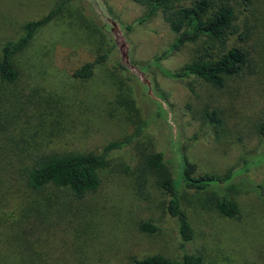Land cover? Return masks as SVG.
Wrapping results in <instances>:
<instances>
[{"label": "rangeland", "instance_id": "rangeland-1", "mask_svg": "<svg viewBox=\"0 0 264 264\" xmlns=\"http://www.w3.org/2000/svg\"><path fill=\"white\" fill-rule=\"evenodd\" d=\"M60 1L0 0V44L16 39L27 21L45 16ZM146 10L131 0L69 1L17 58L22 80L8 103L13 117L9 137L54 141L48 148L55 145L63 153H97L146 123L135 140L140 142L115 152L110 166L99 171L96 193L55 206L79 222L73 236L79 245L70 257L75 262L129 264L133 257L152 255L181 259L175 222L166 214L167 195L141 162L143 153L156 151L172 162L180 151L196 165L197 175L233 172L228 184L182 192L194 231L186 251L210 264H264V0H253L252 12L238 23L242 29L247 18L251 27L244 44L251 69L228 79L221 90L202 83L190 90L165 75L191 62L200 43L173 49L176 35L159 13L147 18ZM120 46L127 49L126 63ZM101 55L107 59L89 79L72 76ZM205 111L215 112L221 123L210 124ZM220 195L236 203L239 218L216 211ZM142 221L160 231L140 232ZM51 235L54 254L64 252L67 246L59 237L68 234Z\"/></svg>", "mask_w": 264, "mask_h": 264}, {"label": "trees", "instance_id": "trees-1", "mask_svg": "<svg viewBox=\"0 0 264 264\" xmlns=\"http://www.w3.org/2000/svg\"><path fill=\"white\" fill-rule=\"evenodd\" d=\"M69 1L61 0L45 16L27 21L16 39L0 44V264H81L70 259L79 245L77 238H73L78 233L79 222L74 214L58 213L55 206L81 202L96 193L101 185L99 171L110 166L115 152L139 143L135 140L141 137L146 126L141 123L132 136L109 142L97 153H63L55 145L48 148L54 141H13L9 137L13 117L8 103L22 80L17 58L32 44L36 34L61 14ZM131 1L147 9V18L156 13L161 15L176 35L173 49L200 43L191 62L177 72H165L190 90L195 83L221 90L228 79L246 75V70L251 69L252 57L244 46L251 27L247 18L243 19L242 29L238 23H242L241 15L252 12L253 0ZM120 51L126 63L127 49L120 46ZM106 59L107 55L97 56L74 70L72 76L89 79L95 66ZM120 67L137 72L131 65ZM204 115L210 124L221 123L215 112L205 111ZM260 129L264 134V128ZM141 162L154 176L157 187L167 195L166 214L175 222L182 256L178 262L162 255L133 257L129 264H210L200 254L186 251L194 239V231L183 210L182 192H201L228 184L233 172L223 176L197 175L196 165L180 151L172 162L158 151L143 153ZM214 207L226 218H239L236 203L224 195L215 199ZM137 227L146 235L160 231L149 221L138 222ZM62 230L68 234L67 238H59L67 248L54 254L56 248L51 234H61Z\"/></svg>", "mask_w": 264, "mask_h": 264}]
</instances>
